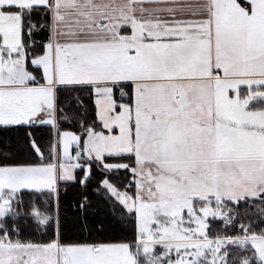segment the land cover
Returning <instances> with one entry per match:
<instances>
[{"label":"snow or ice","instance_id":"1","mask_svg":"<svg viewBox=\"0 0 264 264\" xmlns=\"http://www.w3.org/2000/svg\"><path fill=\"white\" fill-rule=\"evenodd\" d=\"M0 264H264V0H0Z\"/></svg>","mask_w":264,"mask_h":264}]
</instances>
